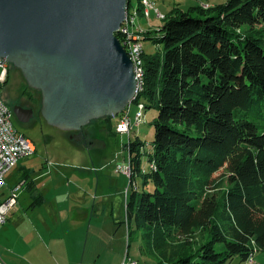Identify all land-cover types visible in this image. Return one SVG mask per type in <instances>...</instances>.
<instances>
[{
  "label": "trees",
  "instance_id": "16d2710c",
  "mask_svg": "<svg viewBox=\"0 0 264 264\" xmlns=\"http://www.w3.org/2000/svg\"><path fill=\"white\" fill-rule=\"evenodd\" d=\"M136 1L129 0V13L146 16ZM163 16L155 30L140 26L142 42L162 50L144 48V88L133 104L159 115L151 151L140 139L124 147L129 226L141 232L152 264L249 261L264 252V126L249 119L264 104V0L178 7ZM123 116L97 120L100 130L113 137ZM137 177L154 190H141Z\"/></svg>",
  "mask_w": 264,
  "mask_h": 264
},
{
  "label": "water",
  "instance_id": "95a60500",
  "mask_svg": "<svg viewBox=\"0 0 264 264\" xmlns=\"http://www.w3.org/2000/svg\"><path fill=\"white\" fill-rule=\"evenodd\" d=\"M129 0H0V60L41 93L45 122L85 142L93 121L134 101V64L117 37ZM21 124L34 110L15 106Z\"/></svg>",
  "mask_w": 264,
  "mask_h": 264
},
{
  "label": "rangeland",
  "instance_id": "374dc122",
  "mask_svg": "<svg viewBox=\"0 0 264 264\" xmlns=\"http://www.w3.org/2000/svg\"><path fill=\"white\" fill-rule=\"evenodd\" d=\"M154 1L159 12L162 14L166 10L168 11L167 13H169L178 4L182 5V10L188 11L198 3L197 0ZM136 3L137 1L133 0L132 4L135 5ZM155 15L159 20L158 24L161 25L163 23L162 19L164 18H159L156 13ZM143 18L148 19L144 14ZM138 23L139 19H137V24ZM145 30L148 31V29ZM261 38L264 39V33L261 35ZM142 46L143 49L145 46V52L147 54L151 52L161 53L162 50L160 47H158L157 50H154V47L149 41L142 43ZM9 74V84L5 87L0 85V94H3L4 101L12 109L18 105L34 109L35 111V116L26 125L19 123L16 118H14V123L18 130L32 140L36 147V154L32 157L22 159L20 165L25 164V166L35 169L38 174L47 172L40 180L44 197L51 200L56 196L57 191H55V186L57 185V182H55V178L57 177L58 171H65L67 174L65 173L62 176H66V178L73 182V178H71L72 176L79 175L76 173L83 170L87 172L88 169H86L85 166H90L87 175L96 182L97 179H100L98 190L101 194H105L104 197L99 199L103 204L94 215L92 213L91 219L87 221L86 224V227H93L91 241L93 242V240H95L100 243L99 245L101 247L104 246V248H106L107 264L113 262V259L118 258V255L123 259L129 258L130 260L137 261L139 264H152L149 258L145 257L142 253L141 247L143 244L141 240V232L138 231L132 223H130L129 226L126 217V200L129 192L132 190V171L129 163L126 162V159H128V153L125 151L124 147L128 145L131 140L134 142L137 139H140L148 144L146 152L151 151V142L155 137L154 123L159 115V110L154 107L145 112L144 105H135L131 103L130 117L133 121V129L130 134H127L118 132L116 128L117 134L112 138H109L106 132H102L104 130H100V126L102 125L101 121L92 123L87 129H85V142L87 143V147L83 146V149L81 146H74V144L71 143V141H74L71 140V134L51 127L45 122L40 114L41 95L38 91L31 89L28 86L22 72L11 66ZM263 109L264 104L261 105L258 110L254 111L257 114L250 112L249 117L252 122L260 127L264 126ZM261 112L263 114L262 116L259 114ZM138 115L143 119L139 125L136 123V116ZM113 125L116 127V120L113 121ZM73 143L78 142L75 141ZM79 143L83 144V141ZM125 164L128 177L125 176L123 172L119 171L120 167H123L122 170L125 169ZM93 166L97 167V170H94ZM144 166L149 170V165L147 163H145ZM223 173L224 171H221L216 174V177H220ZM74 180L76 181V179ZM16 182L17 177L15 172H13L8 180V184L13 185L16 184ZM59 182L61 183L63 180ZM136 184H138V187L141 188V190L142 188H144L145 191L150 192L154 190V186L151 182L147 187H144L142 184V178L140 177L136 178ZM65 185L66 188L60 192L65 191L64 194L70 193L68 188L70 182H68L67 179L65 180ZM83 186L87 187L86 181L83 183ZM95 189L96 185L94 189H89V192L93 195L90 200L91 204H93L95 198ZM5 192L6 194L12 192L8 185L5 187ZM41 202H43L42 199ZM48 208V205H46L43 208L44 210H42L43 213L46 214ZM74 214L77 215V212ZM67 225L70 224L67 223ZM95 229H97V237H95ZM230 264H264V252H256L255 255L246 262H243L241 257H236L230 262Z\"/></svg>",
  "mask_w": 264,
  "mask_h": 264
},
{
  "label": "crops",
  "instance_id": "0c3cea01",
  "mask_svg": "<svg viewBox=\"0 0 264 264\" xmlns=\"http://www.w3.org/2000/svg\"><path fill=\"white\" fill-rule=\"evenodd\" d=\"M197 1L196 5L203 4L207 7H214L226 3L228 0ZM178 7L181 9L182 5L178 4L174 8ZM152 12L155 11L150 12L147 20L143 16L139 17V27L155 30L160 26L155 15L156 12ZM167 12L166 10L163 14L167 15ZM103 130L102 132H106L108 135V132ZM71 140H73L72 137ZM73 142L71 141L74 146H81L84 149L83 144ZM21 160L8 176L10 179L11 174L15 172L16 184L9 185L7 178V185L11 191L16 187H21V189L18 192L17 204L8 216L7 223L0 228V262L2 264H107L106 248L101 247L100 243L95 240L91 241L93 227H86L92 213L94 215L103 204L99 199L105 195L98 190L100 179H97L96 182L87 175L90 166H85L88 169L87 172L83 170L76 173L79 175L72 176L73 182L66 176H62L66 173L65 171H58L55 178L57 194L49 200L44 197L41 189L42 184H40L42 176L47 172L38 174L35 169L29 168L25 164L20 165ZM93 168L97 170V167L93 166ZM66 179L70 182L68 185L70 193L64 194L65 191H60L66 188ZM61 180L63 182L60 183ZM85 181L87 187L83 186ZM95 185V198L91 204L90 200L93 195L89 189H94ZM10 193L6 194L4 191V197L8 198ZM39 198H42L43 202H36ZM46 205L49 208L45 214L42 210ZM75 212L77 215L74 214ZM96 232L97 229H95V237H97ZM123 261L124 259L118 255V258L113 259L110 264H123Z\"/></svg>",
  "mask_w": 264,
  "mask_h": 264
},
{
  "label": "built area",
  "instance_id": "2783aa9c",
  "mask_svg": "<svg viewBox=\"0 0 264 264\" xmlns=\"http://www.w3.org/2000/svg\"><path fill=\"white\" fill-rule=\"evenodd\" d=\"M157 14H162L158 9ZM123 38V45L127 50L130 59L134 64L135 75L138 76V57L139 45L138 36H132L127 30L126 20L119 30ZM144 29H139V36L145 34ZM9 72V64L0 60V84L6 81ZM132 105V104H131ZM130 105V106H131ZM13 109L4 101L0 94V228L3 227L8 220V216L17 204L18 192L21 187H16L10 193L8 198L4 197L5 187L7 186V178L9 174L18 166L21 159L25 157H32L36 153V147L32 140L21 133L14 123ZM130 107L128 112L124 115L122 121L118 124L117 130L120 133L129 134L130 129ZM139 124V123H138ZM123 167L119 171L123 172L128 177ZM0 264H2L0 262ZM123 264H139L134 260L125 258Z\"/></svg>",
  "mask_w": 264,
  "mask_h": 264
},
{
  "label": "bare ground",
  "instance_id": "6f19581e",
  "mask_svg": "<svg viewBox=\"0 0 264 264\" xmlns=\"http://www.w3.org/2000/svg\"><path fill=\"white\" fill-rule=\"evenodd\" d=\"M142 3H143V7L145 9L146 17H149V14H150L151 11H155L156 14H157V10L156 9H158V8H157L156 4L153 2V0H142ZM157 16L159 18L160 17L161 18H164V16L162 14H157ZM137 19H139L138 12L137 11H134V12L129 13V10L127 9V15H126V19H125L126 20V25H127V30L129 31V33L132 36H138V45H139V57H138V71H139V73H138V76H136V80H137V90H136V93H135V99H134V101L137 99V97L139 96V94L143 91V88H144V80H145L144 49H143V46L141 44V39L144 37L145 34H142L141 36H139V29H143V28L138 26ZM124 23H125V21H124ZM118 33L120 34V32H117V34ZM121 43L123 45V42H121ZM130 105L123 112L124 115L128 112ZM136 120H137V122H136L137 124L138 123L141 124V122H142L143 119H142L141 116L138 115V116H136ZM132 129H133V121L130 118L129 134H130V132H131Z\"/></svg>",
  "mask_w": 264,
  "mask_h": 264
},
{
  "label": "flooded vegetation",
  "instance_id": "af4514ba",
  "mask_svg": "<svg viewBox=\"0 0 264 264\" xmlns=\"http://www.w3.org/2000/svg\"><path fill=\"white\" fill-rule=\"evenodd\" d=\"M23 109H29V108H26V107H23V106H21ZM32 110H34V109H32ZM34 116H35V111H34ZM22 125H24V124H22ZM26 125V124H25Z\"/></svg>",
  "mask_w": 264,
  "mask_h": 264
}]
</instances>
